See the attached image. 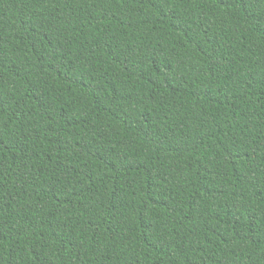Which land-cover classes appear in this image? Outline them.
<instances>
[{
	"label": "trees",
	"instance_id": "1",
	"mask_svg": "<svg viewBox=\"0 0 264 264\" xmlns=\"http://www.w3.org/2000/svg\"><path fill=\"white\" fill-rule=\"evenodd\" d=\"M0 264H264V0H0Z\"/></svg>",
	"mask_w": 264,
	"mask_h": 264
}]
</instances>
